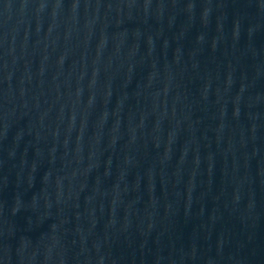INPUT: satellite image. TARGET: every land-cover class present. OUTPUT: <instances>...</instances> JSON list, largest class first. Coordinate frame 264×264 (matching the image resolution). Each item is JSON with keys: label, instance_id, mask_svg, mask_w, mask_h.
<instances>
[{"label": "water", "instance_id": "95a60500", "mask_svg": "<svg viewBox=\"0 0 264 264\" xmlns=\"http://www.w3.org/2000/svg\"><path fill=\"white\" fill-rule=\"evenodd\" d=\"M0 264H264V0H0Z\"/></svg>", "mask_w": 264, "mask_h": 264}]
</instances>
